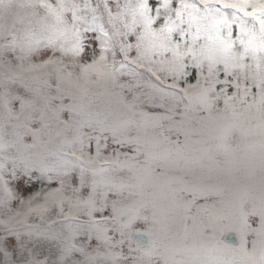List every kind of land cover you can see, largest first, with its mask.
<instances>
[{
  "label": "snow or ice",
  "instance_id": "6c2138e0",
  "mask_svg": "<svg viewBox=\"0 0 264 264\" xmlns=\"http://www.w3.org/2000/svg\"><path fill=\"white\" fill-rule=\"evenodd\" d=\"M0 264H264V0H0Z\"/></svg>",
  "mask_w": 264,
  "mask_h": 264
}]
</instances>
